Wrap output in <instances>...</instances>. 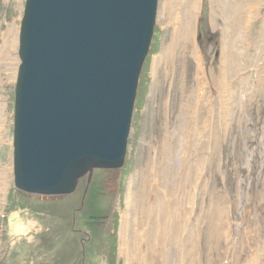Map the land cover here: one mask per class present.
Returning a JSON list of instances; mask_svg holds the SVG:
<instances>
[{
  "label": "rangeland",
  "instance_id": "obj_1",
  "mask_svg": "<svg viewBox=\"0 0 264 264\" xmlns=\"http://www.w3.org/2000/svg\"><path fill=\"white\" fill-rule=\"evenodd\" d=\"M166 1L168 8L175 5L174 0L157 2L123 167L94 170L90 182L86 175L71 195L44 198L14 189L13 104L26 0H0V38L8 24L18 28L17 65L14 72L2 73L4 83L0 86L7 114L0 145V183L5 187L0 192V264L27 260L31 264H72L79 251L84 264H139L127 263L119 254V229L127 199L137 194L135 176L139 175V180L145 174L148 181L153 179V168L149 175L146 172L151 158L158 165L155 179L165 178L166 188L185 184L176 199L182 195L184 203L192 204L198 198L202 205L201 262L195 264H264V2L247 24L233 29L231 11L227 12L224 3L230 9L238 0H216V26L212 23L213 0H201L194 21L195 43L209 72L199 81L204 98L198 100L200 93H193L197 88L196 63L189 51L179 49L167 61L162 58L173 33L172 25L162 19ZM224 31L229 35L226 41ZM223 41L230 53L228 73L233 93L229 103L219 77L224 71L220 65ZM181 55L183 68L179 69L176 64ZM184 81L186 94L181 92ZM194 123L198 131L193 129ZM197 162L202 169L198 191L193 171ZM155 188L157 195L166 198L163 187L157 184ZM89 206L96 213L91 235L81 232L77 242L67 232L52 235L54 230L81 227ZM215 224L220 225L217 238ZM171 253L174 264L177 255L173 249Z\"/></svg>",
  "mask_w": 264,
  "mask_h": 264
},
{
  "label": "water",
  "instance_id": "obj_2",
  "mask_svg": "<svg viewBox=\"0 0 264 264\" xmlns=\"http://www.w3.org/2000/svg\"><path fill=\"white\" fill-rule=\"evenodd\" d=\"M158 0H26L14 102V189L71 195L124 165Z\"/></svg>",
  "mask_w": 264,
  "mask_h": 264
},
{
  "label": "bare ground",
  "instance_id": "obj_3",
  "mask_svg": "<svg viewBox=\"0 0 264 264\" xmlns=\"http://www.w3.org/2000/svg\"><path fill=\"white\" fill-rule=\"evenodd\" d=\"M223 1L226 0H222V2ZM238 1L239 2L236 3L232 2L230 9H228V6L224 3V5L227 7V12L230 13L231 11V19H229L232 23L233 29L234 27L236 28L241 25L247 24V22L250 20L249 18H251L250 15L252 14V12L255 11L256 8L259 9V7H262L264 2L263 0ZM218 3L219 1L213 0V4H215V6L213 10L214 14L212 23H215L214 26H216L217 24L215 7ZM173 4L175 5H170V8H168V2L166 1L162 8V19L164 21H167L168 24H171L173 27L171 43L169 44V46L164 48L162 58L167 61V59H169L170 57H174V53L178 52L177 50L179 49L181 51L182 49L183 51H189V56L196 63L195 75H197V88L193 93L194 95L200 93L196 96H198V100H201L202 98H204V94L202 92L203 87L199 85V81H202L201 79L203 77H207V72H209L204 64H202L203 59L195 43L194 21H196V15L198 14L197 12L199 11L201 0H174ZM228 27L229 26H227L226 28ZM17 30L18 28L14 24H8L7 30H5V32L2 34V38H0L2 40V44L0 45V86H2V84L4 83L2 73L11 71L14 72L13 69L17 65ZM223 36L226 41L229 36L228 32L225 33L224 31ZM228 51V47L224 42V46L220 54V65L222 66L224 71L221 76L219 75V77L221 78V89H225L229 94V97L226 100L227 103L232 100L233 93L231 89L233 85L231 82L229 83L228 61L230 58V53ZM181 60L182 55L181 57H179V61L176 64L179 69L183 66ZM9 78L12 81L15 80V76H9ZM188 84L191 85L190 82ZM185 85L186 81H184L183 85H181V88H183L181 89L182 94H186L187 92H184L186 88ZM6 115L5 101L4 98L1 97L0 145L2 144V134L7 123ZM197 127L198 126H196V124L194 123L193 129L195 131H198L196 130ZM195 164L196 165L193 171L196 175L195 181L197 182L194 181V188L198 191L202 169L199 162ZM153 165L155 166L153 167ZM151 167L153 168L152 181L149 180V182L145 177V174L141 176L142 178H140L139 180L137 178L139 175L135 176L134 183L137 185V194L135 196L134 194H131L132 192L130 193L131 195L129 196V199H127L126 212L122 214L121 225L119 229V254L126 260L127 263L137 262L139 264H172L171 260L173 253H171V251L173 249V251H175V254L177 255V257H175L177 262H175L174 264H195L201 262V248L199 242L201 238L203 219L201 215L202 205L199 199L197 198L195 200L196 203L192 202V204L184 203L182 195V198L180 197L179 199H176L175 196L178 194V191H181L185 184L180 183V185H178L176 183V187L173 190H170L169 186L167 188L165 187V178L159 179V177L157 176V178L155 179V172L158 165L153 161L152 158L151 160H148L147 163L146 172L148 175L151 171ZM2 177L7 178L6 175H2ZM5 178H2L1 182L5 180ZM157 184L163 187L164 192L166 193V198H164L165 196L161 197L160 195L156 194L157 188L155 187L157 186ZM3 188L5 187L1 186L0 183V192ZM167 193L169 195H167ZM171 194L173 196L172 199V196H170ZM217 216L219 219L220 213ZM215 226H217V224H215L214 227ZM219 228L220 225H218L216 228L214 235L215 238H217L220 233L218 232L219 230H217ZM143 245L145 246V251H142Z\"/></svg>",
  "mask_w": 264,
  "mask_h": 264
},
{
  "label": "trees",
  "instance_id": "obj_4",
  "mask_svg": "<svg viewBox=\"0 0 264 264\" xmlns=\"http://www.w3.org/2000/svg\"><path fill=\"white\" fill-rule=\"evenodd\" d=\"M84 210H86L85 208H84ZM83 210V211H84ZM94 210L93 209H91L90 208V206L87 208V213H84V220H83V223H82V225L81 224H79V226H81V227H73L74 229H72V228H70V227H67V231L66 230H64L63 229V232H57L56 230H54L53 231V234H52V232H51V234L52 235H58V233L59 234H63L64 232H67V235H72V237H73V239H75V242H77L78 240H80L81 238H79L81 235L79 234V233H81V232H86V233H88V235H91V233H92V229H93V227H92V225H93V222H92V219L94 218V217H96V213H94L93 212ZM98 216V215H97ZM71 225V224H70ZM78 226V225H77ZM86 229V231H82V230H85ZM49 231V230H48ZM50 231H51V229H50ZM113 237V236H112ZM112 237H110V238H112ZM90 238V237H89ZM114 238V237H113ZM41 240V239H40ZM30 252H27L26 253V258H28L29 256H27L28 254H29ZM81 254H82V251H79L78 252V255H77V257L75 258V259H73V262H72V264H84V263H82L83 261H81ZM31 260H27V262H25V263H23V264H31V262H30Z\"/></svg>",
  "mask_w": 264,
  "mask_h": 264
}]
</instances>
